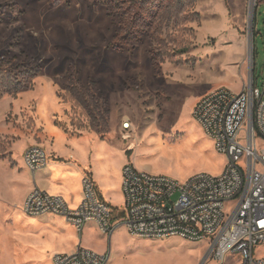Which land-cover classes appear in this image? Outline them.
<instances>
[{"label": "rangeland", "instance_id": "rangeland-1", "mask_svg": "<svg viewBox=\"0 0 264 264\" xmlns=\"http://www.w3.org/2000/svg\"><path fill=\"white\" fill-rule=\"evenodd\" d=\"M248 79L264 90V0H0V264H53L52 245H35L46 237L19 209L13 177L27 169L25 148L46 150L56 130L109 133L152 173L218 175L226 157L193 103L222 86L239 92ZM64 228L60 248L81 237L106 264H199L208 249L205 240L136 237L123 224L110 236ZM253 255L264 257V243Z\"/></svg>", "mask_w": 264, "mask_h": 264}, {"label": "built area", "instance_id": "built-area-1", "mask_svg": "<svg viewBox=\"0 0 264 264\" xmlns=\"http://www.w3.org/2000/svg\"><path fill=\"white\" fill-rule=\"evenodd\" d=\"M249 16L254 30V9ZM263 95L264 90L248 79L239 92L222 86L194 104L192 116L211 138L215 151L226 157L218 175L201 172L177 180L141 171L127 162L121 171L123 202L115 219L113 207L99 196L88 171L82 175L81 197L75 206L61 195L34 186L19 209L29 217L60 216L78 233L93 224L110 236L123 224L140 238L205 240L207 254L199 264H264V257L253 255L254 247L264 243ZM127 122L124 129H128ZM22 161L34 173L47 165L48 154L42 146L30 145L23 150ZM230 253H237L238 258H228ZM108 257L78 245L72 252L52 254L51 261L106 264Z\"/></svg>", "mask_w": 264, "mask_h": 264}, {"label": "crops", "instance_id": "crops-1", "mask_svg": "<svg viewBox=\"0 0 264 264\" xmlns=\"http://www.w3.org/2000/svg\"><path fill=\"white\" fill-rule=\"evenodd\" d=\"M124 119L128 120V116L123 115ZM130 128L123 129L129 130ZM54 132L58 134L57 138L49 147H46L47 165L34 173L27 169H24L22 174L15 172L18 174L14 175L13 180L15 182L18 179L19 181L22 180L20 193L22 200L35 186L49 194L61 195L70 206H75L81 197L82 175L84 171H88L96 182L99 196L113 208H119L123 202L121 192L123 165L132 161L137 169L152 173L151 169L147 168L145 164L135 163V156L131 154V147L124 138L121 139L118 136L109 135V133L103 137L90 134L63 137L58 130ZM28 218L31 217L28 216ZM32 218L35 219L36 224L30 226L29 230L35 235L42 236V238L46 237L42 242L35 245H42L45 243L44 241H48L49 246L52 245L54 249L52 254L72 252L80 245L81 237L77 238L78 244L70 246L68 251L60 248L62 247L60 245L64 243L63 238L66 234L64 225H68L75 230L62 217L43 215ZM93 226V224L85 225L80 234L83 230Z\"/></svg>", "mask_w": 264, "mask_h": 264}, {"label": "bare ground", "instance_id": "bare-ground-1", "mask_svg": "<svg viewBox=\"0 0 264 264\" xmlns=\"http://www.w3.org/2000/svg\"><path fill=\"white\" fill-rule=\"evenodd\" d=\"M114 79H115V78H114ZM152 79H153V78H152ZM124 122H125V121H123V122H122V127H124V126H123V123H124ZM125 127H128V128H130V127H131V124L127 122V124H126V126H125Z\"/></svg>", "mask_w": 264, "mask_h": 264}, {"label": "trees", "instance_id": "trees-1", "mask_svg": "<svg viewBox=\"0 0 264 264\" xmlns=\"http://www.w3.org/2000/svg\"><path fill=\"white\" fill-rule=\"evenodd\" d=\"M5 91H6V90H5ZM5 91L0 90V95L3 94V93H5ZM6 92H7V91H6Z\"/></svg>", "mask_w": 264, "mask_h": 264}]
</instances>
